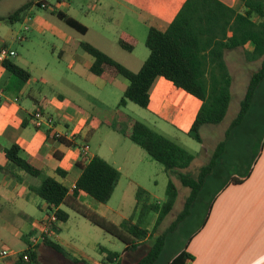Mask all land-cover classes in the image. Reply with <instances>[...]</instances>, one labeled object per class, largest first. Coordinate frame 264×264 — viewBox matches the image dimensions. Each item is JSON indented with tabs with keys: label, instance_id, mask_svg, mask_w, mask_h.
Segmentation results:
<instances>
[{
	"label": "rangeland",
	"instance_id": "1",
	"mask_svg": "<svg viewBox=\"0 0 264 264\" xmlns=\"http://www.w3.org/2000/svg\"><path fill=\"white\" fill-rule=\"evenodd\" d=\"M29 1L33 0H0V15H8ZM107 1L103 0V3ZM45 2L49 6L48 10L34 7L32 15L34 25L29 24L28 21L14 25L0 21V43L1 41L7 43L8 47L17 53L12 60L31 72L33 79L37 82V86L32 91L36 99L42 101L43 98L54 99L61 96L69 99L85 112L95 113L96 118L103 121L102 129L95 135H91L87 143L89 151L103 157L113 165L121 173V179L109 203L99 204L91 198L87 199L86 205L93 211L119 225L133 215L139 188L150 195L151 202L163 204L167 198L169 182L173 180L179 189L173 211L157 228H155L157 216L153 215L148 226L149 233L156 237L162 234L182 211L190 190L184 188L175 176L171 178L163 165L154 161L141 147L127 139L123 132L121 133L128 129L126 119L132 118L147 124L193 154L195 160L184 172L196 176L199 169L209 161L218 144L225 139L226 132L240 111L251 75L258 70L260 63H250L249 67L242 69L241 64L246 63V60H241L242 62L235 60L231 57H234L237 51H228L227 60L233 71L229 110L222 123L201 128L203 143H199L187 132L158 120L152 109H143L132 102H129L128 106L119 107L117 103L122 98L128 81L119 77L114 84L102 88L98 84L100 77L93 75L85 64L80 63V55L83 51L78 46L81 42L96 44L115 57L118 56L110 47L124 52L118 46L116 24L109 20L112 15L104 7L97 10L98 0H70L67 3L46 0ZM51 10H62L74 17L88 27V33L84 35L69 27L52 14ZM254 20L257 18L254 17ZM26 26L29 27V31H25ZM23 37L25 39L20 41ZM141 52L149 53L145 44L138 47L134 56L140 55ZM6 79L5 76L0 79V87ZM23 103L32 105L27 97L23 99ZM263 141L264 82L258 89L252 108L244 122L234 131L224 158L207 179L191 215L168 235L165 249L156 264H169V261L179 252L184 249L191 252L203 239L204 245L220 247L223 199L226 201L238 199L245 193L243 189L240 191L233 189L225 191V189L227 190V185L234 180L233 178L243 180L250 175L249 172L255 157L261 150ZM234 187L232 184V188ZM66 211L70 217L60 226L61 240L57 238L53 240L62 245L72 258H66L50 248L43 247L40 250L41 264H96L103 258L99 251L101 247L118 253L124 252L125 244L121 240L78 213L69 209ZM39 214L45 216L42 212ZM208 216H210L209 219ZM201 230L203 233L198 235L200 239L191 243V237ZM2 240L6 241L11 248L24 247L22 241L8 238L3 230L0 231V241ZM149 245V241L143 243L133 255L134 258L128 257L127 260L132 261L143 255Z\"/></svg>",
	"mask_w": 264,
	"mask_h": 264
},
{
	"label": "trees",
	"instance_id": "2",
	"mask_svg": "<svg viewBox=\"0 0 264 264\" xmlns=\"http://www.w3.org/2000/svg\"><path fill=\"white\" fill-rule=\"evenodd\" d=\"M242 1L246 7L244 14L237 13L219 0H187L168 29L165 31L150 29L146 40L150 54L139 72L129 70L88 42L80 43V48L91 60L90 72L93 75L102 77L107 74L113 78L123 77L128 81V87L118 104L119 107H125L132 102L143 109H148L151 87L159 77L172 82L174 90L184 91L201 101V108L187 132L199 143H203L201 128L222 123L229 110L233 78L225 60L226 52L253 44V50L245 52L246 59L249 62L261 60L260 67L251 75L240 111L226 132L225 139L218 144L209 161L199 169L196 176L184 172L191 167L195 156L147 124L135 121L129 132L121 131L154 161L163 165L171 178L175 176L184 188L190 190L182 211L162 234L154 237L149 233L148 226L153 215L157 216L155 222L157 228L173 211L179 189L172 179L163 204L151 202L150 195L139 188L133 215L119 225L107 220L85 204L86 197L99 204L109 203L121 179V173L100 156L88 158L81 152L84 158L78 166L83 171L72 193L64 184L51 177L43 178L41 185L33 189L48 205V216L51 206L57 208L58 231H60L59 226L69 220L70 216L66 211L69 209L125 244L123 253L101 247L99 251L104 254L103 264L157 263L165 249L168 235L191 215L207 179L214 173L225 153L232 131L244 122L252 108L257 91L264 82V0ZM35 6L49 9L48 4L43 0H38L36 4L30 1L12 13L0 16V21L10 25L23 23L31 17V10ZM51 12L69 27L82 34L87 33V27L75 18L61 11L51 10ZM254 17L257 20H254ZM118 43L126 52H133L136 47V42L129 40L125 35L120 36ZM2 67L7 73L4 92L7 95H18L32 78L31 72L10 59L4 60ZM63 144L72 146V143ZM5 155L11 164L26 174L32 177L42 176V172L30 163L18 145L6 149ZM58 174L64 177L60 170ZM234 182L237 183L235 180ZM33 235L35 232L25 236L24 241L28 248L21 254L16 264H41L38 249L29 248V239ZM146 241L150 242L147 251L132 261L127 260L128 257L134 258L133 255ZM41 246L50 248L66 258H72L62 245L51 238H44ZM24 255L29 256V262L23 260ZM190 260H193V256L183 251L171 264H187Z\"/></svg>",
	"mask_w": 264,
	"mask_h": 264
},
{
	"label": "crops",
	"instance_id": "3",
	"mask_svg": "<svg viewBox=\"0 0 264 264\" xmlns=\"http://www.w3.org/2000/svg\"><path fill=\"white\" fill-rule=\"evenodd\" d=\"M33 1L36 4L37 0ZM186 1L108 0L103 3V0H98L97 10L104 7L112 15L109 20L116 24L115 32L118 35V42L120 36L125 35L129 37V40L136 42V47L133 52H126L118 43V46L124 52H119L114 47H110L112 52L118 56L115 57V55L105 51L96 44L92 45L99 47L101 51L103 50L104 53L110 57L112 56L113 59L116 58V61L122 62L129 70L139 72L148 59L150 52H141L140 55L134 56L138 47L141 44L146 46L147 36L151 28L162 31L168 29ZM219 1L237 13L244 14L246 12V7L242 0ZM33 10L34 8L31 10V21L29 22L31 25H34ZM60 11L64 13V11ZM23 39L25 38H20V41ZM78 47L80 48V46ZM3 48L15 52L8 47L7 43L1 41L0 51ZM253 48V44H247L245 48L234 50L237 51V54L231 58L240 62H242L241 60H246V63L241 64L242 69L249 67L250 63L259 62L261 65V60L249 62L246 59L245 52L252 51ZM82 53V56L80 55V63L85 64L90 71L91 60L84 52ZM227 55H229L228 51L226 52L225 60L232 75L233 71H231V66L229 67ZM16 56L17 53L8 59L12 60ZM2 62L0 60V79L4 76L7 78ZM116 80L117 78L106 74L99 78L98 84L100 87L105 88L110 84H114ZM36 86L37 82L32 76L18 95H7L4 92L5 81L0 87V168H2L0 169V231L3 230L8 235V238H14L24 243V247L11 248L6 241L2 240L0 241V249L9 248L17 252H23L28 248L26 241H24L25 236L31 232H35L33 236L39 235L44 229V223L48 218V205L33 189L41 185L43 178L51 177L64 184L72 193L83 171L78 166V163L84 158L81 155L80 147L88 143L91 135L98 133L104 126L103 121L98 120L95 113L85 112L69 99L61 96H57L54 99L43 98L42 101L36 99L32 95V91ZM127 87H125V90ZM25 97L31 101L32 105L28 106L23 103ZM201 105V101L191 94L174 90L173 83L163 77L157 78L150 90L148 109H152L158 120L172 124L185 133L191 128ZM37 108H41L53 116L58 131L75 130L78 132L72 146L56 142L50 137L46 129L36 128L31 114ZM135 121L138 120L126 119L128 132ZM236 129L232 131L228 143H230ZM126 138L129 139L128 137ZM13 145H18L24 151L30 163L42 172L41 177H32L8 161L5 150ZM225 153L220 160L224 158ZM94 156L96 155L89 151L88 158H93ZM59 170L64 177L58 174ZM249 173L250 175L243 180L233 178L237 183L233 180L227 185V190L225 189V191L232 189L240 191L243 189L245 193L243 197L238 199H229L228 201L223 199L220 247L204 245L205 240L203 239L191 252L187 249L181 251H187L193 256V260L188 261L187 264H264V141ZM232 184L235 186L234 188H232ZM87 199L86 197L85 204ZM40 212L44 213L45 216H40ZM207 218L209 219L210 216ZM203 230L192 236L190 242L194 243L199 240L200 236L198 235L202 234ZM59 234L60 231H58L57 239H60ZM43 247L41 242L35 246L39 255ZM181 252L175 255L169 261V264ZM102 256L104 258V254ZM103 258L96 264H103ZM1 263L16 264V261L8 258L0 260Z\"/></svg>",
	"mask_w": 264,
	"mask_h": 264
},
{
	"label": "built area",
	"instance_id": "4",
	"mask_svg": "<svg viewBox=\"0 0 264 264\" xmlns=\"http://www.w3.org/2000/svg\"><path fill=\"white\" fill-rule=\"evenodd\" d=\"M60 3H67L69 0H59ZM25 21L30 22L31 17H28ZM25 31H29V27H25ZM16 53L13 51H9L6 48H3L0 51V60L4 61L8 58H11L15 56ZM1 96V93H0ZM32 120L36 126L37 129H46L49 132L50 137L59 143H74L76 136L78 135V132L75 130H65L63 132L57 130V124L55 123V120L53 116L45 112L41 108H37L32 114H31ZM80 151L84 156H88L89 153V146L87 143L83 144L80 147ZM57 208L55 206H51L50 215L48 216L46 222L44 223V229L42 232L37 235L33 236L30 239V246L29 248H35L39 242H42L44 238H51L56 239L58 237V230L57 226L59 224L58 217L56 215ZM24 252V251H23ZM23 252H17L14 250H9L6 248L0 249V260L11 258L15 261L20 260V256ZM23 260L25 262H29L30 258L28 255L23 256Z\"/></svg>",
	"mask_w": 264,
	"mask_h": 264
}]
</instances>
